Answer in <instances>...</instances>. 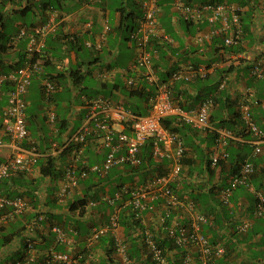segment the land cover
<instances>
[{"label":"crops","instance_id":"0c3cea01","mask_svg":"<svg viewBox=\"0 0 264 264\" xmlns=\"http://www.w3.org/2000/svg\"><path fill=\"white\" fill-rule=\"evenodd\" d=\"M32 1L19 0L18 5L25 6ZM182 1L199 4L207 0ZM224 1L238 7L243 25L241 42L228 46L235 48V53L223 51L221 47L223 36L219 34L213 35L203 50L197 45L195 35L198 32L208 31L209 24L186 19L175 7V0H158L160 7L158 30L169 35L172 41L171 43H161L160 40L156 42L159 57H156L154 62L158 77L167 81L170 79V72L187 61L201 65L212 64L213 71L204 79L195 78L189 82L172 80L173 96L181 101L185 109H189L196 107L205 97L218 96L216 93L222 90V96L211 109L210 124L215 129L226 128L242 139L227 138L225 149L235 146L243 151L247 147L252 152L251 135L244 131L240 118L238 122V119L232 117V113H238V101L243 98L249 101L256 124L264 128V0ZM50 10L55 14L57 26L45 39L42 49L43 70L33 77L29 85L25 97L27 103L25 113L28 104L31 103L29 98L34 95L33 91L36 88V85H33L32 89L34 82L47 104L38 105V109L29 112L32 113L36 134L32 135L27 124L29 136L21 143L25 148H30L31 144H34L39 151V158L29 172L13 173L0 185L2 191L11 196L17 195L18 192L26 193L30 206L22 215L0 225V235L8 233L14 237L11 242L0 248V264H7L12 256L26 253L20 242V239H24L26 235L31 236L37 256H44L50 249H55L68 251L74 255L80 254L86 264L92 262L94 258L98 264H114L111 251L112 234L102 236L93 244L91 251L85 243V236L91 227L108 222L109 214L114 207L120 208L119 215L121 214L122 219L115 231L118 237L126 242L127 239H134L138 236L139 228L143 226L160 244L166 245L170 242L167 229L159 221V217L167 212L163 199L153 200L154 209L144 210L139 218L135 219L138 226L134 227L129 219H125L127 215L128 217L134 215L128 206H124L127 195L118 198L116 196L121 184L140 185L156 172L165 171V166L161 165L163 162L168 163L165 159L163 161L151 159L149 164L143 161L138 168L130 165L114 167L104 176L90 173L86 178H79L78 184L72 187L62 200L57 195L65 166L72 160V150L75 147L70 145L68 148H63L62 145L82 124L87 112L86 102L90 98L103 95L121 103L126 109L140 114L149 110L148 96L153 86L140 77V71L132 68L137 51L136 43L129 40L131 30L136 27L143 14L140 0H61L60 8ZM48 11H36L31 15L29 22L33 21L36 24L45 20ZM20 21L13 23L16 28L15 33L6 30L11 37L16 34L19 23H23ZM71 37L74 40L69 42ZM86 41L92 43L100 41L101 49L93 51L86 46ZM27 42L28 38L23 37L13 43V47L0 51V73L8 72L23 63ZM218 47L220 48L217 49ZM123 50H127L128 54ZM256 62H260L261 76H253L251 73L250 67ZM230 67L231 70L224 71L223 78L226 80V85L218 89L219 71ZM76 69L84 72L85 77L89 78L88 81L80 82L78 86L72 84L69 76L70 71ZM59 73L63 76L57 77ZM48 74L56 76L53 83L57 85V89L50 96L51 98H47L41 88V80L44 76H49ZM129 76L136 81L138 92L133 96L128 94L127 89L119 90L114 87L116 83L126 86L125 79ZM92 80L100 83L98 89L93 87ZM111 86L112 90H110ZM7 88L8 85H3V90ZM93 89L99 94H93ZM5 101L4 95L0 101V113ZM50 113L55 115L54 122L49 119ZM41 116L44 122L39 120ZM179 128L185 143L184 157L189 161L186 165L182 164L180 193L190 199H197L196 202L194 201L197 210L217 212V216H222L219 226L223 229L206 234L210 240L215 236L217 241L235 247V251L228 252V258L221 257V260H224L223 264H264V219H254L252 216L255 204L254 192L251 188L240 185L239 187L254 194L253 202H249L243 193L234 197L236 193L233 192L229 202L224 203L220 198V189L228 184L233 169L230 168L228 161H225L222 165L212 168L214 171L211 174L208 172L207 162L215 141V131H200L189 125H181ZM3 139L5 143L0 148V161L5 160L13 152L6 136ZM209 141L212 143L211 146L208 145ZM262 148V152L255 155L257 157L251 158L258 161L261 169L264 167V142ZM198 150H200L199 154H207L205 160L199 159ZM49 156L53 158L54 164L51 167L55 168V175L44 176L40 167L47 165L45 161ZM79 157L76 162L78 167L100 163L104 158L101 140L93 134L89 135ZM260 177L261 179L258 180L262 181L264 188L263 171ZM251 182L253 186H257L253 179ZM79 199L83 200L78 202ZM89 201H93L92 206L88 205ZM181 210L179 208L168 211L165 224H171L175 217L181 218ZM37 215L43 217L41 222L43 228L28 232L27 225ZM226 216L230 218L228 222L225 220ZM244 219L251 221L248 229L249 237L245 239H243L244 235L232 234V228H236V225ZM53 224L60 225L67 233L72 234L70 246L55 243L54 234L50 231V226ZM208 226L204 225L203 231H206L205 228ZM179 251V248L168 251V258L174 259L175 256L179 258ZM90 254L93 256L89 259Z\"/></svg>","mask_w":264,"mask_h":264},{"label":"built area","instance_id":"2783aa9c","mask_svg":"<svg viewBox=\"0 0 264 264\" xmlns=\"http://www.w3.org/2000/svg\"><path fill=\"white\" fill-rule=\"evenodd\" d=\"M100 1V0H91ZM158 0H141L143 14L138 20L137 26L131 31L130 37L136 43V57L132 68L137 69L148 84L153 85V90L148 96L149 110L146 114L136 113L126 109L121 103L113 99L98 95L86 102L87 112L80 127L73 132L62 145L75 146L72 150L73 158L65 166L64 173L58 188V198L62 200L69 190L78 184L79 178H86L90 173L104 176L113 167L130 165L138 167L142 164L140 150L145 143H150L151 158L155 161L167 160L165 171L149 176L140 185L121 184L117 198L127 195L124 206H128L139 218L144 210H153V200L161 198L167 209L165 215L159 217L162 226L167 229V237L176 246L184 250L182 264H216L215 261L225 253L222 243H212L207 234L203 231L204 225H210L212 219L203 212L197 210L196 203L180 193V176L182 170V157L185 151L183 138L175 131L170 130L163 124L167 118L174 119V125L178 123L189 125L191 128L200 131H215L216 137L211 148L209 165L217 167L220 160H226L228 153L225 149L227 138L242 140L236 137L232 131L219 128L214 129L210 124V111L213 100L207 98L202 100L195 108L184 109L171 97L170 85L161 82L154 69L153 57H157V51L150 40L160 35L158 28L159 6ZM175 7L188 20L200 23L206 20L210 26L206 32H198L195 35L196 43L211 40L212 36L219 34L223 36L227 45L239 42L241 38V23L238 7L225 2L205 1L199 4L185 3L182 0H175ZM53 10L47 12L43 21L27 27L19 23L16 34L11 37V43L21 38H28L26 54L23 63L4 73H0V101L5 95L6 101L0 113V148L4 145V136L8 139L13 152L0 161V185L3 179L13 173L29 172L39 158V151L34 144L25 148L21 143L29 136L26 120V93L32 78L43 70L42 49L45 39L56 29ZM107 27H105V30ZM103 39V34L101 36ZM170 41L166 35H163ZM87 47L94 49L101 48V42H85ZM211 66H194L191 63L182 69H177L170 75V80H189L193 77L204 78L211 72ZM260 62L254 65V72L257 76L262 75ZM127 86L137 87L133 77L125 79ZM3 85H8L3 90ZM224 85L223 81L220 83ZM41 88L45 96L49 98L56 91V85L49 77H43ZM239 117L245 132L252 137L250 142L252 154L258 155L262 152L264 142V130L260 128L252 115L251 105L244 99L238 102ZM54 113H50L49 119L52 122ZM95 135L101 140L104 149V158L99 164L78 167L76 162L82 153V146L89 135ZM81 144V146H79ZM254 164L251 161H244L236 173L228 179V184L220 189V198L224 203L229 202V197L240 185H245L254 192L256 202L254 213L264 218V192L255 190L248 182V175L254 171ZM112 203V201H110ZM89 206L93 201H89ZM29 202L23 196H9L4 194L0 188V225L8 223L16 216H20L29 209ZM182 209L181 218L175 217L171 224L166 225L168 211L171 209ZM119 209L114 207L109 214L108 222L92 226L85 236L86 247L89 251L102 236L113 235L112 249L114 264H134L129 254L128 244L115 234L119 225ZM166 216V217H165ZM42 215H37L27 225L28 232L35 229H42ZM251 226V221L244 219L236 225L238 232H246ZM54 234V241L57 244L69 245L72 242V234L58 224L50 226ZM143 242L155 264H165V249L157 243L152 233L145 229L142 232ZM26 253L22 262L11 264H34L36 261V250L30 235L24 238ZM51 262L58 264H86L83 256L72 254L68 251L50 249L47 254ZM93 256L90 254L89 259ZM90 261V260H89ZM89 264H98L94 258Z\"/></svg>","mask_w":264,"mask_h":264},{"label":"trees","instance_id":"16d2710c","mask_svg":"<svg viewBox=\"0 0 264 264\" xmlns=\"http://www.w3.org/2000/svg\"><path fill=\"white\" fill-rule=\"evenodd\" d=\"M60 1L61 0H46V1H43V0H33L32 2L27 3V5H25V6H20V5H18L19 4L18 3L19 0L18 1H16V0H0V51L1 52L2 51H6L7 49L13 47L12 46L13 43L11 44V36H10V33H8L6 31L7 28H8V19H12V22L13 23L16 22V21H18V20H21L20 22L25 23V25L27 27H31L35 23L33 21L32 22H29V19L31 18V15L32 14H34L36 11L44 12V11H47V10H50V9L60 8ZM207 1H209V2H226L224 0H207ZM26 2H28V1H26ZM201 22H205V23L208 24V22L206 20H202V21H200V23ZM240 22H241V28L243 29V27H242L243 26L242 25V21L240 20ZM13 23L11 25H13ZM200 29H202V28H200ZM72 40H74V38L71 37L70 40H69V42L70 41L72 42ZM206 44H208L207 41H204L202 43H197V45L198 46H201V48L203 50H204ZM221 47H222L223 51H225L227 53L228 52H232V53H235L236 52V50H234L235 48L233 49L231 47H228V45H226L224 42H222V46ZM219 48L220 47H218L217 49H219ZM226 49H228V50H226ZM191 63H194V62H191ZM232 67L228 68L227 70L226 69L220 70L219 71V80H222V78L225 76L224 75L225 74L224 71H229V70L232 69ZM250 69H251V73H253L252 75L253 76H257L255 74V72H254V64H253L252 67H250ZM246 71H248V70H246ZM48 75L49 76H47V77H49L50 80L53 82V79L55 80V77L56 76H51L50 74H48ZM58 76L59 77L60 76H63V74H60L59 73V74H57V77ZM69 76L71 78L72 84L75 85V86H78L79 83L83 81V79L85 78L86 74L84 72H82L81 70L76 69V70H71L70 73H69ZM44 77H46V76H44ZM197 79H199V78H197ZM250 80H253V79H250ZM166 81L167 80H161V82H166ZM218 85H219V82H218ZM56 87H57V85H56ZM114 87L115 88L116 87L119 88V90H122V89H125L126 90L127 89L128 90V94H130V96H133V95H135L136 92H138L137 91V87H131V86H127V85L125 86V85H121L120 83H116V85ZM110 90H112V86H111ZM216 94H218L219 97L217 95L212 96L213 105H215V103L218 101V99H220V97L222 96V90H218V92ZM173 99H175V98L173 97ZM178 103L180 105H182V103L180 101H178ZM232 117H235L236 119H238V122H239V114L237 112L232 113ZM62 122H64V119H62ZM163 124L167 128H169L172 131H175L176 133H178L182 137V135L180 133L181 128H179V126H181V125L184 126V124L178 123V125H174V121L171 120V119H164L163 120ZM215 137H216V133H215ZM183 141H184V139H183ZM184 145H185V143H184ZM79 146H81V144ZM68 147H70V146H68ZM68 147H66V148H68ZM150 149H151L150 143H145V145L143 146V149L140 150V156H141L142 161H147L148 164H149V162L152 159L151 158ZM226 151L228 153L227 159L226 160H220L219 163H218V165L220 166L225 161H228V164H229L230 168L233 169V174H234V173H236L238 171L241 163H243L244 161H251L254 164V168L255 169H254L253 172H251L248 175L247 180L252 185L251 180L253 179V181H255L257 183V186L255 187V186L252 185V187L255 190H261V191H263V189H264L262 187L263 186V183H262V181H260L258 179H261L260 173L262 171L264 172V167H263V169H261L258 166V161H254L253 159L251 160V158H253V156H254L252 154V152L251 151H248L245 154H242V151L240 149V151H238V152L230 153L228 151V147H226ZM143 154H145V156ZM184 154H185V151H184ZM255 157H257V156H255ZM52 160H53L52 156H49L46 159V161H45V163H47V165H42L40 167V170H41V174L42 175H44V176L55 175V173H54V169L55 168L53 169V167H51L54 164V162H52ZM181 162L184 165H186V164L189 163V161H187L185 159L184 155L182 157ZM209 162L210 161L208 160V162H207V165H208L207 169H208V172L211 174L214 171V169H212V167H210ZM161 165L166 166L167 164L163 162ZM19 173H25V172H19ZM17 195H23V196L26 197V193H24V192H18ZM81 200H83V199H79L78 202L81 201ZM193 201L196 202L197 199L196 200H193ZM255 202H256V198H255ZM254 208H255V204H254L253 209H252V216H253V218L254 219H264L263 217H259V216H256L255 215ZM203 213L205 215H207L208 217H210L212 219V221H213L212 224H210L208 227L205 228L206 229V231H204L205 234L206 233L208 234L209 232H212L214 230L215 231H217V230L220 231V230L223 229L222 227L219 226V224L221 223L222 216L221 217L220 216H217V212H212V211L211 212L210 211H207V212L205 211ZM120 215H119V222H122V219H121V216ZM226 215H227V213H226ZM126 218L131 221L130 223L133 224L134 227H137L138 226V222L135 220V219H138V218H136L135 215H130L129 217L127 215L125 217V219ZM229 219L230 218H228L226 216V219L225 220L227 222L229 221ZM2 228L5 229V227H2ZM145 229L146 228H143V226L140 227L139 228V232L137 234L138 235L137 237H135L134 239H127L128 240L127 241V244H128L129 254L132 257V259L134 261V264H155V262L152 260V257L150 255V253L147 250V247H146L145 243L143 242L142 232ZM232 231H233V233H232L233 235L234 234L237 235V236L244 235L243 236V239H245L247 236L249 237V233H248L249 230H247L246 232H238L236 228H232ZM129 234H131V233H129ZM13 238L14 237H12L11 234H8V233L1 234L0 235V248H2L7 243L11 242V240H13ZM218 239H220V238L218 237ZM156 241H157V239H156ZM210 241L212 243L219 242V241H217V238H215V236ZM20 242L22 243V245L24 246V249L26 250V246H25L24 239L21 238L20 239ZM157 243L160 244L159 241H157ZM160 245H161V247H163L165 249V254H166V263L165 264H182V256L184 255V250L183 249H181L178 246H176L172 241L168 242L166 245H163V244H160ZM222 245L225 248V253L222 256V258L223 257L224 258H228V252L229 251H235V247H232L228 243L227 244L222 243ZM173 248H179L180 249V251H179L180 257L178 258V257L175 256L174 259H169L168 256H167L168 251L172 250ZM24 256H25V253L17 254L15 256H12L11 259H10V261L7 262V264L16 263V262H22ZM219 259L221 260V258H219ZM220 260L217 259L215 261V263L216 264H223L224 260L223 261L222 260L220 261ZM35 261L36 262L34 264H58L56 262H51L48 259V256L47 255H44V256L43 255H40V256L38 255V256H36Z\"/></svg>","mask_w":264,"mask_h":264},{"label":"rangeland","instance_id":"374dc122","mask_svg":"<svg viewBox=\"0 0 264 264\" xmlns=\"http://www.w3.org/2000/svg\"><path fill=\"white\" fill-rule=\"evenodd\" d=\"M13 22H12V19H8V28H7V31H9V32H14L15 33V31H16V28L13 26V25H11ZM124 51V53L125 54H128V51L127 50H123ZM86 52V51H85ZM84 52V53H85ZM85 55H87V54H85ZM129 77H131V76H129ZM127 78V77H126ZM83 80H86V81H88L89 80V78L88 77H85ZM94 85H93V87L94 88H97L98 89V84H100L99 82H97V81H91ZM126 84V83H125ZM33 85L35 86L36 85V88L34 89V95L31 97V98H29L30 100L29 101H31V103L30 104H28V108H27V113H26V120H27V124H28V127H29V129H30V131H31V133H32V135L33 136H35V123H34V121H33V117H32V113H29V112H31V111H33L35 108L36 109H38L39 108V106L38 105H43L44 104V106H46V104H47V101L46 100H44L43 99V97H42V95H41V92H40V89L38 88V86H37V84L34 82L33 84H32V89H33ZM98 86V87H97ZM94 93H98L99 94V92H96V89H93V94ZM41 109V108H40ZM62 114V113H61ZM142 114H146L145 112H142ZM62 115H65V113L64 114H62ZM39 120L40 121H42L43 119H42V116L41 117H39ZM42 122H44V121H42ZM211 141H209V143H208V145L209 146H211ZM228 151L230 152V153H235V152H238V151H240L237 147H235V146H232V147H228ZM248 151H250L249 150V148H247V147H245L244 149H243V151H242V154H245L246 152H248ZM200 153V150H198V154ZM207 157V154L205 153V154H199V159H201V160H205V158ZM203 158V159H202ZM234 192L236 193L235 195H234V197L236 196V195H238V194H241V193H243L244 194V196L247 198V200L249 201V202H253V198H254V194L253 193H250L248 190H246V189H244L243 187H238V188H236V190H234ZM218 260H219V258H218Z\"/></svg>","mask_w":264,"mask_h":264},{"label":"clouds","instance_id":"9594fccd","mask_svg":"<svg viewBox=\"0 0 264 264\" xmlns=\"http://www.w3.org/2000/svg\"><path fill=\"white\" fill-rule=\"evenodd\" d=\"M158 2V1H157ZM140 3H141V0H140ZM142 6V5H141ZM158 6H159V4H158ZM159 9H160V7H159ZM144 12V11H143ZM160 12V11H159ZM159 16V15H158ZM141 18V17H140ZM139 18V19H140ZM158 22V21H157ZM241 23V22H240ZM137 26V25H136ZM158 28H159V23H158ZM135 28H133L131 31H133ZM241 31H242V28H241ZM161 31L159 30V33H160ZM130 34H131V32H130ZM163 35H166V36H168L169 38H171L169 35H167V34H164V33H160V35L159 36H155V37H152L151 38V40H150V45H152L153 47H154V49L157 51V58L159 57V52H158V49H157V47H156V42H158V40H160V42L161 43H171V41H172V38H171V40L170 41H167L165 38H163ZM155 38H156V41H154L155 40ZM241 39H242V32H241V38H240V40H239V42H237V43H233V44H230V45H228V46H232V45H237V44H239L240 42H241ZM129 40L131 41V40H133L132 42L133 43H135V40L134 39H131V37H130V35H129ZM223 42H224V39H223ZM227 45V44H226ZM90 49H92L93 51H95V49L94 48H92V47H89ZM101 49V48H100ZM100 49H96V51L97 50H100ZM136 49V48H135ZM137 51V50H136ZM156 57H153V64H154V69H155V71H156V75H157V77H158V74H157V70H156V67H155V62H154V59H155ZM189 63H191L190 61H187L185 64H182V65H179L176 69H174L173 71H171L170 72V75L174 72V71H176L177 69H182V68H184V66H186L187 64H189ZM257 63V62H256ZM255 63V64H256ZM192 65H194V66H200L201 64H195V63H191ZM254 64V65H255ZM202 66H211L212 67V70L211 71H213V66H212V64H208V65H202ZM211 72H209L207 75H206V77L210 74ZM169 75V76H170ZM206 77H204V78H206ZM195 78H199V79H204V78H201V77H193L192 79L194 80ZM158 79L160 80V78L158 77ZM192 79H189V80H184V79H174V81L175 80H181V81H185V82H189V81H192ZM161 81V80H160ZM172 80H168V81H166V83H169V85H170V91H171V97H172V99H173V93H172V86H171V83H173V82H171ZM223 81V83H224V85L221 87V85H220V83ZM147 83V82H146ZM226 85V80H225V78H222V80H220L219 81V85H218V89H221V88H223L224 86ZM153 86V85H152ZM57 88V87H56ZM175 98V97H174ZM207 98H211L212 99V96H209V97H205V98H203L202 100H205V99H207ZM243 99V98H242ZM173 100H176V99H173ZM201 100V101H202ZM245 100V99H244ZM177 102L178 101H180V100H176ZM200 101V102H201ZM181 102V101H180ZM199 102V103H200ZM239 102V101H238ZM248 103H249V101H247ZM198 103V104H199ZM182 106V105H181ZM183 107V106H182ZM212 107H213V104H212ZM184 108V107H183ZM195 108V107H194ZM185 109V108H184ZM189 109H192V108H189ZM212 109V108H211ZM238 114H239V107H238ZM210 115H211V111H210ZM240 118V117H239ZM167 119H171V120H173L174 121V119L173 118H167ZM55 120H53L52 122H54ZM182 124V123H181ZM184 125H186V124H184ZM215 129V128H214ZM226 129V128H225ZM68 147V146H67ZM104 153H105V151H104ZM101 163V162H100ZM97 164H99V163H97ZM86 166V165H85ZM85 166H82V167H85ZM124 166V165H123ZM82 167H80V168H82ZM132 167V166H131ZM139 167V166H138ZM138 167H133V168H138ZM114 168V167H113ZM88 177V176H87ZM4 180V179H3ZM2 180V181H3ZM1 188V187H0ZM1 191H2V189H1ZM3 192V191H2ZM4 193V192H3ZM5 194V193H4ZM6 195H8V194H6ZM9 196H11V195H9ZM15 196H23V195H15ZM23 197H25V196H23ZM26 199H27V197H25Z\"/></svg>","mask_w":264,"mask_h":264}]
</instances>
